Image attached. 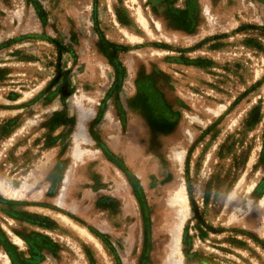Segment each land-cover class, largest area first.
<instances>
[{"label":"rangeland","instance_id":"rangeland-1","mask_svg":"<svg viewBox=\"0 0 264 264\" xmlns=\"http://www.w3.org/2000/svg\"><path fill=\"white\" fill-rule=\"evenodd\" d=\"M0 264H264V0H0Z\"/></svg>","mask_w":264,"mask_h":264},{"label":"bare ground","instance_id":"bare-ground-1","mask_svg":"<svg viewBox=\"0 0 264 264\" xmlns=\"http://www.w3.org/2000/svg\"><path fill=\"white\" fill-rule=\"evenodd\" d=\"M140 20H141V19H140ZM180 196H181V197H184L183 194H181ZM180 202H181V201H180ZM179 205H180V203H179Z\"/></svg>","mask_w":264,"mask_h":264}]
</instances>
